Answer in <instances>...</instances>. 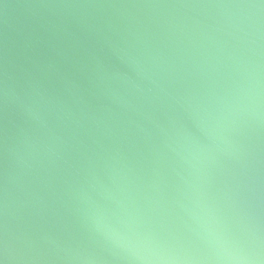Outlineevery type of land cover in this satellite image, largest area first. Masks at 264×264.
<instances>
[{
	"label": "water",
	"instance_id": "1",
	"mask_svg": "<svg viewBox=\"0 0 264 264\" xmlns=\"http://www.w3.org/2000/svg\"><path fill=\"white\" fill-rule=\"evenodd\" d=\"M0 264H264V0H0Z\"/></svg>",
	"mask_w": 264,
	"mask_h": 264
}]
</instances>
